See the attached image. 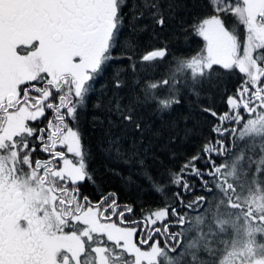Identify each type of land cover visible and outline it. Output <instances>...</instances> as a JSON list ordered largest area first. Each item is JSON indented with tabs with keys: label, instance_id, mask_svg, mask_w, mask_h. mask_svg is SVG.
<instances>
[{
	"label": "snow or ice",
	"instance_id": "6c2138e0",
	"mask_svg": "<svg viewBox=\"0 0 264 264\" xmlns=\"http://www.w3.org/2000/svg\"><path fill=\"white\" fill-rule=\"evenodd\" d=\"M200 7L190 31L203 48L174 57L163 79L142 80L138 68L169 54L156 46L168 22L160 0H0V264H264V0ZM125 27L136 39L121 42ZM112 64L95 107L117 155L111 130L143 135L149 102L165 111L182 88L199 98L214 76L242 74L223 113L201 107L215 123L196 154L167 184L153 181L159 194L174 188L171 198L132 221L136 208L115 193L92 201L81 191L94 176L79 113Z\"/></svg>",
	"mask_w": 264,
	"mask_h": 264
},
{
	"label": "trees",
	"instance_id": "16d2710c",
	"mask_svg": "<svg viewBox=\"0 0 264 264\" xmlns=\"http://www.w3.org/2000/svg\"><path fill=\"white\" fill-rule=\"evenodd\" d=\"M160 3L168 22L163 30L156 29L160 34L156 46L166 45L169 54L163 61L154 62L156 67L149 66L143 70L138 68L137 72L142 80L163 79L168 71L169 61L174 57L190 56L204 46L202 38L190 31L194 18L197 14H202L201 0H160ZM120 39L123 43L136 37L130 36L128 28L125 27ZM140 40L142 43L146 41L147 35L141 36ZM122 65L126 67L127 61H123ZM215 67L222 71L219 70V66ZM116 70V64L106 68L96 85L97 92L91 94L79 113V128L88 153V169L94 176V182L84 183L81 191L92 201L99 199L102 194L115 193L121 206L133 205L136 208V215L127 217L128 221H132L141 218L142 210L147 215L150 207L163 206L166 197L171 198L174 188H166L165 195H162L155 191L153 181L159 183L161 177H164L167 184L169 170L178 171L187 158L196 154L205 138L209 137L210 129L215 123L212 117L201 111V107L211 106L223 113L226 109L221 102L222 95L225 91L232 94L242 82V74L235 70L219 79L214 76L211 83L206 82L202 87H196V91L200 93L199 98L188 88H182L178 93L181 102L165 111L157 110L154 104L149 102L140 111L145 128L143 135L132 131L124 132L121 129L111 130L114 137H121L119 147L122 154L117 155L114 148L110 150L109 126L105 121V113L103 109L95 107L99 103V90L107 84ZM128 79L131 85L133 74L130 70ZM132 95H140L139 90ZM225 140L229 148L233 147L231 137H226ZM134 149L140 151V158L144 160L143 165L131 158ZM43 157L44 154L37 150L34 158ZM199 163L202 164L203 161ZM202 194L197 185L195 196ZM193 199L194 196L191 194L185 197L186 201ZM257 239H261L259 234Z\"/></svg>",
	"mask_w": 264,
	"mask_h": 264
}]
</instances>
